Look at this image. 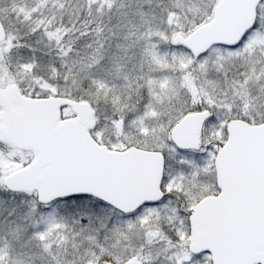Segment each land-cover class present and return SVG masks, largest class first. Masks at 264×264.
Returning a JSON list of instances; mask_svg holds the SVG:
<instances>
[{
    "label": "snow or ice",
    "instance_id": "1",
    "mask_svg": "<svg viewBox=\"0 0 264 264\" xmlns=\"http://www.w3.org/2000/svg\"><path fill=\"white\" fill-rule=\"evenodd\" d=\"M0 264H264V0H0Z\"/></svg>",
    "mask_w": 264,
    "mask_h": 264
}]
</instances>
